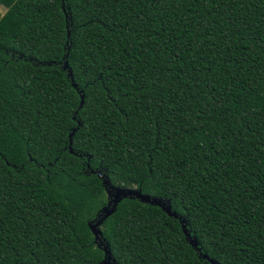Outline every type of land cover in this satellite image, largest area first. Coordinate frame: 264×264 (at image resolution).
Here are the masks:
<instances>
[{
	"label": "trees",
	"instance_id": "trees-1",
	"mask_svg": "<svg viewBox=\"0 0 264 264\" xmlns=\"http://www.w3.org/2000/svg\"><path fill=\"white\" fill-rule=\"evenodd\" d=\"M0 4V264H264V0Z\"/></svg>",
	"mask_w": 264,
	"mask_h": 264
},
{
	"label": "water",
	"instance_id": "water-1",
	"mask_svg": "<svg viewBox=\"0 0 264 264\" xmlns=\"http://www.w3.org/2000/svg\"><path fill=\"white\" fill-rule=\"evenodd\" d=\"M103 183H104V186H105L106 191H107L108 202L100 210L97 218L94 221L90 222V226L92 228V231L94 233L96 241L98 240L99 244L102 242L101 238H100L101 232H100L99 226L106 219V217H108L110 214H112L116 210L117 204L122 198H126V197L133 198V197H135V198H137L143 202L146 201L149 203H155V204L161 206L168 214L177 216V213L174 210H172L169 200H164V199L159 198V197L150 196L149 194H146V193L142 194L140 189L115 187V186L111 185L107 179H104ZM112 191L114 192V194H112ZM183 228H184V231L186 232L188 239L191 242V244H193V246H195L198 249L196 238L193 237L189 233V231L186 229L184 224H183ZM103 251H104L103 259L97 264H109L110 263V254H109L108 249L106 247H103ZM201 256L206 257L203 254ZM209 262H211L212 264H215V262H213L210 259H209Z\"/></svg>",
	"mask_w": 264,
	"mask_h": 264
},
{
	"label": "rangeland",
	"instance_id": "rangeland-1",
	"mask_svg": "<svg viewBox=\"0 0 264 264\" xmlns=\"http://www.w3.org/2000/svg\"><path fill=\"white\" fill-rule=\"evenodd\" d=\"M4 10H5V7L0 4V13H2ZM132 189H135V188H132ZM112 194H114L113 191H112Z\"/></svg>",
	"mask_w": 264,
	"mask_h": 264
}]
</instances>
